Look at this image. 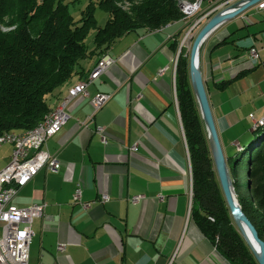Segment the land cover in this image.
I'll return each instance as SVG.
<instances>
[{
  "label": "crops",
  "instance_id": "obj_1",
  "mask_svg": "<svg viewBox=\"0 0 264 264\" xmlns=\"http://www.w3.org/2000/svg\"><path fill=\"white\" fill-rule=\"evenodd\" d=\"M182 24L120 38L106 52L113 65L88 85V97L67 104V121L44 146L59 170L39 171L12 201L18 208L46 204L32 223L28 264H229L196 221L173 66ZM99 58L81 62V73L50 97L51 107ZM200 69L224 156L242 162L255 122L264 118V11L250 9L215 30L201 48ZM98 93L111 98L95 110L90 99ZM78 186L81 200L74 203ZM137 195L143 198L133 204Z\"/></svg>",
  "mask_w": 264,
  "mask_h": 264
},
{
  "label": "trees",
  "instance_id": "obj_2",
  "mask_svg": "<svg viewBox=\"0 0 264 264\" xmlns=\"http://www.w3.org/2000/svg\"><path fill=\"white\" fill-rule=\"evenodd\" d=\"M124 1L131 3L128 13L112 0H100L89 2L79 20H74L63 0H0V22L8 19V26H15L12 31L0 30V135L24 133L39 125L52 110L50 97L69 86L81 73V62L89 57L103 55L131 32L184 21L178 0ZM96 8L107 15L102 27L95 18ZM90 35L92 49L87 45ZM174 50L177 53L178 41ZM175 75L191 167L192 200L200 210L197 225L229 264H257L222 196L183 51L178 55ZM254 133L245 171L238 160L228 162V168L241 209L264 242V127Z\"/></svg>",
  "mask_w": 264,
  "mask_h": 264
},
{
  "label": "built area",
  "instance_id": "obj_3",
  "mask_svg": "<svg viewBox=\"0 0 264 264\" xmlns=\"http://www.w3.org/2000/svg\"><path fill=\"white\" fill-rule=\"evenodd\" d=\"M239 1L241 0H215L216 4L220 2L219 5L210 9L202 19L215 10H222ZM200 8L201 4L194 5L193 8L187 11L185 21H183L184 24L197 15ZM254 9L264 11V0L259 2ZM200 22H195L191 26V29L193 30ZM179 53L180 49L177 51L173 62L174 67H176ZM249 59L253 65L258 60V53L254 47L249 48ZM113 63L114 61L110 56L100 60L90 71L85 82L81 83L75 90L72 98L67 102H59L55 111H49L48 124L44 132L39 133L36 138L22 141L14 150H11V157H6L7 162L5 165H0V264H28L29 248L34 236L32 223L35 218L43 216L46 204L41 203L27 208H18L13 205L12 201L17 195L18 190L28 184L39 171L46 169L50 172H57L59 170L60 165L56 158L50 156L44 150L46 142L56 135L67 121L68 116L65 112L67 104L77 96L88 97V85L111 67ZM167 70V66L161 68L158 75H162ZM110 98V94L98 93L90 99V102L95 110H99L108 103ZM255 126L264 127V118L256 121ZM95 131L101 137L102 143H105L104 136L102 135L103 129L98 127ZM135 149V146L131 148V150ZM2 159L4 158L2 157ZM81 194L82 190L78 186L73 193L74 203H80ZM142 198V195L133 196L131 202L136 204ZM107 200V196H102V203ZM87 206L86 204L83 205V207ZM64 250V244L57 246L58 252H63Z\"/></svg>",
  "mask_w": 264,
  "mask_h": 264
},
{
  "label": "water",
  "instance_id": "obj_4",
  "mask_svg": "<svg viewBox=\"0 0 264 264\" xmlns=\"http://www.w3.org/2000/svg\"><path fill=\"white\" fill-rule=\"evenodd\" d=\"M261 1L263 0H241L216 13L204 24V26L195 36L190 48L188 59V75L190 86L193 91L200 118L203 122L222 196L228 208L233 224L244 240L246 246L252 253L257 264H264V242L258 237L256 229L243 213L237 200L229 173L228 162L220 145L208 102L200 69V53L203 44L215 30H217L226 22L254 8L255 5Z\"/></svg>",
  "mask_w": 264,
  "mask_h": 264
},
{
  "label": "rangeland",
  "instance_id": "obj_5",
  "mask_svg": "<svg viewBox=\"0 0 264 264\" xmlns=\"http://www.w3.org/2000/svg\"><path fill=\"white\" fill-rule=\"evenodd\" d=\"M100 0H63L64 3L66 4H69V13L73 16L74 20H79L80 18V14H81V11L85 8V6L89 3V2H92L94 4H96L97 2H99ZM113 2V5L118 7L120 10H122L123 12L125 13H128L129 12V9L131 7V3H128L124 0H112ZM220 3V2H219ZM218 4L215 3V0H208V3H207V0H204L202 3H201V8H200V11L197 13V15L193 16V18L189 19L188 22L186 24H182L183 27H181V34H180V39L177 40L178 41V50L180 49V51H183L184 52V57L187 58V61L189 59V53H190V48H191V45H192V42L195 38V36L197 35V33L199 32V30L204 26V24L211 18L213 17L216 13L220 12L221 10L218 9L217 11L215 10L214 12H212L211 14H207V16L205 18L202 19V17L205 16V14L207 12H209L210 9H213L215 7H217ZM237 3V2H236ZM132 4H136V3H132ZM216 4V5H215ZM235 4V3H234ZM177 5H178V8H179V11L181 12V8H180V5L178 4V1H177ZM233 5V4H232ZM256 6V5H255ZM227 8V7H226ZM255 8V7H254ZM225 9V8H223ZM222 9V10H223ZM253 9V8H252ZM182 14V13H181ZM95 18L97 20V24L98 26L102 27L107 19V15L104 11H101L99 8H96V11H95ZM202 19V20H200ZM183 21V20H182ZM185 21V20H184ZM198 21H201L195 28H193V30L191 29V26H193V24ZM9 25V20L8 19H4L2 22H0V30L1 32H8V31H12L15 29V26H8ZM17 27V26H16ZM191 31V32H189ZM189 32V33H188ZM187 34H190L192 36V38L189 40V43L187 45H185V47L182 48L181 44H182V40L184 38V36H186ZM92 35H90L88 38H87V45L89 47V49L91 48L92 49ZM188 42V40L186 41ZM182 49V50H181ZM177 50V51H178ZM107 52V51H106ZM104 53L103 55L102 54H99L100 58H99V61L100 59L103 58V56L107 55V53ZM99 61L97 62V64L99 63ZM75 85V84H74ZM69 89V88H68ZM67 89V90H68ZM192 90V88H191ZM67 92V91H66ZM193 93V91H192ZM194 96V95H193ZM195 100V98H194ZM196 102V101H195ZM55 107V106H53ZM51 107V109L53 108ZM11 132V131H10ZM256 136V134H254V137ZM5 148V147H4ZM3 149V148H2ZM0 149V165L3 166L5 165V163L7 162L6 159H2L1 158V150ZM10 149V148H9ZM3 151V150H2ZM242 167L245 171L246 169V158L243 159L242 161Z\"/></svg>",
  "mask_w": 264,
  "mask_h": 264
},
{
  "label": "bare ground",
  "instance_id": "obj_6",
  "mask_svg": "<svg viewBox=\"0 0 264 264\" xmlns=\"http://www.w3.org/2000/svg\"><path fill=\"white\" fill-rule=\"evenodd\" d=\"M202 2H203V0H194L192 2L186 1V0H178V4L180 5V8H181L180 10H181V13L183 14L184 20L186 18L187 11H189L191 8H193L194 5H199ZM191 38H192V36L190 34H187L186 36H184L183 41H182V45H181L182 48L185 47L186 43L188 45L189 40ZM187 40H188V42H186ZM108 57H109L108 55H105V56H103L102 59H105V58H108ZM102 59H100V60H102ZM87 77L85 79H87ZM85 79L82 80L81 82H79L78 84H76L73 88H71L70 91L68 92V94L66 95V97L63 98L60 102L69 101L72 98L73 93L75 92V90L79 87V85L81 83L85 82ZM56 107H57V105L55 107H53L51 111H55ZM47 124H48V115L33 130H30V131H27V132H24V133H19V134H16V133H5L3 135H0V149H2L4 147H10V155H9V157H11V150H14V148H16L22 141H27V140H30L32 138L38 137L39 133H43L44 132V130L46 129Z\"/></svg>",
  "mask_w": 264,
  "mask_h": 264
}]
</instances>
